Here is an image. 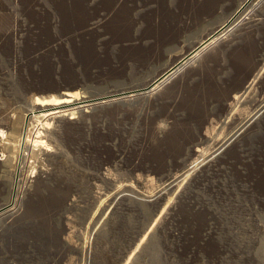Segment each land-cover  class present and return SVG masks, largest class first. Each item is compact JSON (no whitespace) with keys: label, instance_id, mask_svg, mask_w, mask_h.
Instances as JSON below:
<instances>
[{"label":"rangeland","instance_id":"374dc122","mask_svg":"<svg viewBox=\"0 0 264 264\" xmlns=\"http://www.w3.org/2000/svg\"><path fill=\"white\" fill-rule=\"evenodd\" d=\"M202 1L0 0V119L8 111L21 127L36 98H98L146 83L242 0H223L205 21L177 28L181 17L200 21L209 8ZM169 33L181 44L143 66L135 54ZM225 36L215 58L202 54L213 63L185 67L193 77L172 80L160 101L143 97L102 116L95 105L75 114L79 123L48 120L47 131L32 120L30 139L42 133L48 154L26 150L21 158L19 133L0 121V206L12 204L0 212V264H264V0ZM255 71L263 78L237 103L240 120L220 123L214 95L227 83L233 96ZM164 127L176 143L158 138ZM181 136L194 137L192 146L180 147Z\"/></svg>","mask_w":264,"mask_h":264},{"label":"bare ground","instance_id":"6f19581e","mask_svg":"<svg viewBox=\"0 0 264 264\" xmlns=\"http://www.w3.org/2000/svg\"><path fill=\"white\" fill-rule=\"evenodd\" d=\"M117 1L120 2V0H117ZM199 1L201 3L202 0H197V2H199ZM222 2H223V0H209L208 4H207L209 8L207 10H205V12H203L200 15V18L198 19L200 21H195L194 19L191 18L190 15H188V16H185L183 18L181 17L180 22L176 23L177 24L176 27L179 29H183L184 27H185L184 29H187V28L190 29L194 24L205 21L209 17V15L218 11V6H220V4H222ZM254 2H256V0H242L239 3H234V5L228 9L227 13L225 14V17L223 18V20L218 25L213 26L193 46H190L189 48L184 50V52L174 54L171 57L170 64L166 68L159 71L158 73H155L146 83H144L142 85L132 86V87L124 88V89H119L117 91H113V92L104 94L103 96H98V98H90L88 96H84V95H82L81 92H78V91L66 92L64 94L61 92L59 94L60 95L63 94V95H61L60 97L51 96V97H46V98L45 97L36 98L35 101H33V103L30 104L28 108H26L27 113L25 115H23V117H22V124H24V125L21 124V127H20L21 119L18 122L17 117L12 116V115L10 116L8 111H7L4 114V118L0 119V121L2 120V122H5V124L7 125L8 130H10L9 135L14 136V134L19 133V136H20L19 140H18L19 156L21 158L23 156H25V154H27L26 150H28L29 152L31 150V152H36V153L37 152H40V153L43 152L44 154H48L52 150L49 148L48 144H45V142L43 140H40V138H42V135H43L42 133H39V135L36 136V137H38V140L37 139H34V140L30 139L31 131L35 127L33 124H31L34 120L36 122H38L39 128H42V129L47 131V129L50 125V121H48V120H52V121L54 120V121H60V122L64 120V121H67L68 123L72 122V124L73 123L74 124L79 123L80 118L78 120H76L77 118H76L75 114L76 113L82 114L85 117L90 112L89 109L95 105H98V108H99L98 109V115L102 116L106 113V110H105L106 107H113V111L116 114H118L123 109H131L130 107H132L135 104V102L137 103L138 99L143 98V97L148 99V101H153V100L160 101L161 97H163V92L165 91L166 86H169V83L172 80L178 78L181 82L179 85H183L185 82L189 81L193 77L191 75V76H189V79L185 78V73H181L185 67L186 68L190 67L189 69L198 70L199 68H202L203 65H208L210 63H213V60L211 58L202 57L203 56L202 54H204L206 52L208 56L215 58V56L220 51V47H217L215 43L221 39L222 43L226 44L225 46H227V41H229V38H227L225 35L227 34V32H229L230 30L233 29V27L237 24V22L240 20V18L243 15H246V12L253 5ZM202 3H203V1H202ZM118 5H119V3H118ZM116 7H117V5H116ZM88 26H89V28H96L98 25L97 24H95V25L91 24ZM175 31H176V29H175ZM245 31H249V30H245ZM170 35L166 36L164 38V40L161 41L160 43L154 44L152 47V50L146 51V52L139 51L137 54H135V56H138V57L141 56L143 58V66L150 64L151 62H153L155 60L163 58L164 52H165L164 50L169 45L181 44V39L178 36L176 37V36H173V35L170 36ZM235 35L236 34H233V38L235 37ZM143 39H145V38H134L131 41H134L135 44H137V43L143 44L144 43L147 45V44L152 43L148 38H147L148 40H146V41H144ZM138 68H140V67H138ZM250 68L251 67H247V69H246L247 73L250 71ZM140 69L142 70L143 67H141ZM253 73L254 74L252 76V79L249 82H247L243 87L236 89L235 92L233 93L234 94L233 96L229 97V94L225 93L227 83H224L221 85V87H220L221 92L219 93V96L214 95L215 103H217V105H218L217 107H219V109L216 110V113H217V117H218L220 123L227 124V126H228L234 120L241 117V116L239 117V111H238L237 103L240 102L242 104L248 97H250L251 92L255 89V87H257L258 83L263 78L262 72L255 71ZM195 75H196V73H195ZM216 80H218V79H216ZM262 83H264V82H262ZM260 88L264 91V84H262L260 86ZM256 90H257V88H256ZM207 99H208V97H207ZM245 102H248V101H245ZM243 104H246V103H243ZM112 105H117V106H112ZM100 108L102 110H100ZM263 109H264V105H263L261 111ZM259 111L256 114L258 117L260 116ZM224 112H226V113H224ZM202 115L203 116H201V118L203 120V123L204 122L209 123L208 120L209 119L212 120L210 111L206 110L202 113ZM256 115L254 117H257ZM214 116H216V115H214ZM84 117H82V118H84ZM74 119H75V121H72ZM212 122L213 121H211V123ZM234 122H237V121H234ZM211 123L209 125H211ZM198 125H201V123H199ZM245 127H246V125H245ZM201 129H203V131L198 130V132H200L201 136H203L204 131L206 130V126H201ZM157 130L160 131L158 138H160L162 133H164L162 136L163 138L167 137L168 127H164L161 130L160 129H157ZM196 133H197V131H196ZM170 135L172 137L170 136V137H167L165 139L170 141L172 144L176 143L179 140V137L177 134H175V132L170 133ZM13 138L14 137H12L10 139H13ZM181 138H182V140H181L180 147H182V148L191 147L194 140H195L194 137L184 138L181 136ZM197 138H198V136H197ZM105 143L106 142L101 141L102 145ZM223 146H224V143H223ZM221 150H223V149H221ZM36 153H34V154H36ZM170 159H171V156L169 155L167 161L164 162V165H163L164 169H166L167 167L170 166V163H169ZM197 170H198L197 167H194L193 169H191L188 172V174L193 173ZM186 176H187V174H186ZM17 181H19V180H17ZM16 190H17V188L14 190V192H16ZM17 197H16V202H17ZM107 197L108 196H106L101 202V206H100L99 211L102 214L104 213V211L107 208V205L109 203V202L107 203ZM151 197H152L151 195L146 196L147 200L148 199L150 200ZM11 206H12L11 202L1 205L0 206V212L11 209Z\"/></svg>","mask_w":264,"mask_h":264}]
</instances>
